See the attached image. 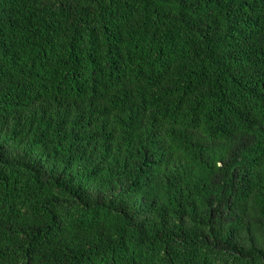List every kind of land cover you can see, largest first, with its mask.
<instances>
[{
	"label": "trees",
	"instance_id": "16d2710c",
	"mask_svg": "<svg viewBox=\"0 0 264 264\" xmlns=\"http://www.w3.org/2000/svg\"><path fill=\"white\" fill-rule=\"evenodd\" d=\"M0 264H264V0H0Z\"/></svg>",
	"mask_w": 264,
	"mask_h": 264
}]
</instances>
